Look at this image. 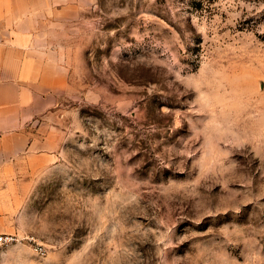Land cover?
<instances>
[{"label":"rangeland","instance_id":"obj_1","mask_svg":"<svg viewBox=\"0 0 264 264\" xmlns=\"http://www.w3.org/2000/svg\"><path fill=\"white\" fill-rule=\"evenodd\" d=\"M51 1L58 146L2 168L0 264H264V0Z\"/></svg>","mask_w":264,"mask_h":264},{"label":"crops","instance_id":"obj_2","mask_svg":"<svg viewBox=\"0 0 264 264\" xmlns=\"http://www.w3.org/2000/svg\"><path fill=\"white\" fill-rule=\"evenodd\" d=\"M52 4L51 0H0V183L14 181L1 174L2 168L20 164L24 152L58 146L53 129L31 126L66 87L62 62L38 43L42 14Z\"/></svg>","mask_w":264,"mask_h":264},{"label":"built area","instance_id":"obj_3","mask_svg":"<svg viewBox=\"0 0 264 264\" xmlns=\"http://www.w3.org/2000/svg\"><path fill=\"white\" fill-rule=\"evenodd\" d=\"M12 241H14V236L0 234V250Z\"/></svg>","mask_w":264,"mask_h":264}]
</instances>
